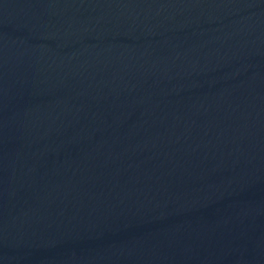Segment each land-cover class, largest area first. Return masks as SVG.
Returning a JSON list of instances; mask_svg holds the SVG:
<instances>
[{
	"label": "water",
	"instance_id": "95a60500",
	"mask_svg": "<svg viewBox=\"0 0 264 264\" xmlns=\"http://www.w3.org/2000/svg\"><path fill=\"white\" fill-rule=\"evenodd\" d=\"M0 264H264V0H0Z\"/></svg>",
	"mask_w": 264,
	"mask_h": 264
}]
</instances>
